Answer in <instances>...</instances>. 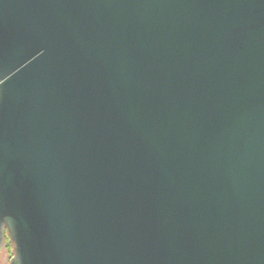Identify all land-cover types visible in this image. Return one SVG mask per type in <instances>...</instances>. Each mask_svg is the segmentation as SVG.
<instances>
[{
    "label": "water",
    "instance_id": "obj_1",
    "mask_svg": "<svg viewBox=\"0 0 264 264\" xmlns=\"http://www.w3.org/2000/svg\"><path fill=\"white\" fill-rule=\"evenodd\" d=\"M9 264H264V0H0Z\"/></svg>",
    "mask_w": 264,
    "mask_h": 264
},
{
    "label": "trees",
    "instance_id": "obj_2",
    "mask_svg": "<svg viewBox=\"0 0 264 264\" xmlns=\"http://www.w3.org/2000/svg\"><path fill=\"white\" fill-rule=\"evenodd\" d=\"M5 250H7L9 252V259H11L12 255H13V245L12 242L10 240V237L8 235V232L6 233V243H5Z\"/></svg>",
    "mask_w": 264,
    "mask_h": 264
},
{
    "label": "rangeland",
    "instance_id": "obj_3",
    "mask_svg": "<svg viewBox=\"0 0 264 264\" xmlns=\"http://www.w3.org/2000/svg\"><path fill=\"white\" fill-rule=\"evenodd\" d=\"M9 252L5 249H3L0 252V264H9L10 259H9Z\"/></svg>",
    "mask_w": 264,
    "mask_h": 264
}]
</instances>
